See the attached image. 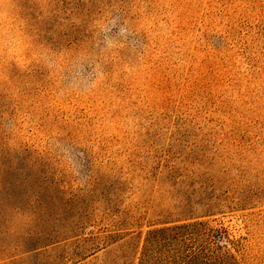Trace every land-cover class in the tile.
Returning <instances> with one entry per match:
<instances>
[{"label":"rangeland","instance_id":"1","mask_svg":"<svg viewBox=\"0 0 264 264\" xmlns=\"http://www.w3.org/2000/svg\"><path fill=\"white\" fill-rule=\"evenodd\" d=\"M183 225L159 263L264 264V0H0V264Z\"/></svg>","mask_w":264,"mask_h":264},{"label":"trees","instance_id":"2","mask_svg":"<svg viewBox=\"0 0 264 264\" xmlns=\"http://www.w3.org/2000/svg\"><path fill=\"white\" fill-rule=\"evenodd\" d=\"M190 228V226H170L164 227L160 229L153 230L148 233V238L146 240V250H145V258L146 261H151L152 259L155 261L154 264L159 263L162 254L167 248L173 247L178 244L182 238L185 236V232ZM170 256L169 258H171ZM152 260V261H153ZM169 264H184L183 262L177 261L174 257L172 260H169ZM194 261V260H193ZM192 261L185 264H191Z\"/></svg>","mask_w":264,"mask_h":264},{"label":"clouds","instance_id":"3","mask_svg":"<svg viewBox=\"0 0 264 264\" xmlns=\"http://www.w3.org/2000/svg\"><path fill=\"white\" fill-rule=\"evenodd\" d=\"M5 18H6V15H5ZM103 80V77H100V79L97 81V84Z\"/></svg>","mask_w":264,"mask_h":264}]
</instances>
